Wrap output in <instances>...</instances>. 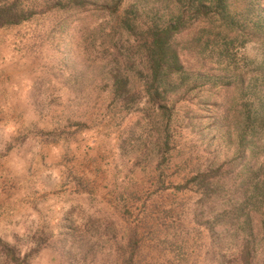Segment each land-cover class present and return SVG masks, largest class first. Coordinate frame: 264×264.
<instances>
[{
  "label": "rangeland",
  "instance_id": "374dc122",
  "mask_svg": "<svg viewBox=\"0 0 264 264\" xmlns=\"http://www.w3.org/2000/svg\"><path fill=\"white\" fill-rule=\"evenodd\" d=\"M21 1L0 24V264H235L241 237L211 232L198 182L235 187L264 161V0H229L238 37L208 20L175 35L192 76L174 77L167 115L132 66L130 102L114 91L117 50L141 56L113 28L134 0ZM233 73L244 93L217 84Z\"/></svg>",
  "mask_w": 264,
  "mask_h": 264
},
{
  "label": "trees",
  "instance_id": "16d2710c",
  "mask_svg": "<svg viewBox=\"0 0 264 264\" xmlns=\"http://www.w3.org/2000/svg\"><path fill=\"white\" fill-rule=\"evenodd\" d=\"M69 1L79 7L86 6L87 2L95 3L97 7L107 9L112 14L118 12L122 2V0ZM146 1L148 4L151 3V0ZM157 2L159 3L158 7L156 6ZM21 3V0H13L11 3L0 5V24L18 22L27 16L23 15V8L19 6ZM141 4L142 0H134L123 11L124 13L118 16L120 17L119 23L113 27L116 33L124 27L123 32H127L129 36L136 35V40L139 41L138 47H140L139 56H142L136 57V50L132 44H129V47H125V49L117 50L116 74L113 79L114 91L117 96L126 100L132 98L134 87L129 83L130 74H127L129 67L132 66L133 73L137 74L136 77H141L144 81L143 92L148 96L149 102L153 105L159 104L162 114L167 115V95L173 89L169 86H174V77L179 79L176 86L183 87L188 84L192 76L186 70L188 67L182 59L181 51L174 49L176 46L175 35L198 20H208L212 26L226 24V27L234 32V36L238 37L240 36L239 16L231 14L233 9L229 0H154L152 8L148 9L146 15ZM157 9L159 11L154 13ZM214 15L219 18H212ZM214 26V30L217 29ZM202 30L209 31L206 28ZM221 32L217 31L215 35L218 36ZM212 33L204 32L206 46L218 40L210 37ZM138 67L140 68L138 69ZM217 80L218 85L237 86L236 89H241L240 93L245 91L246 80L243 75L238 73H233L231 77L225 79L224 77L217 78ZM262 122L264 124V121ZM255 126L254 122L252 126L254 132ZM258 127L260 130L262 129L261 122ZM242 140L245 138L243 137ZM244 142L251 144L249 139ZM246 148V146L243 147V151ZM236 176L243 177H236L238 183L235 187L227 185V181L222 179L212 182L210 180L208 183L204 180L198 182L199 188L202 189L200 191L202 204L207 205L205 211L213 215L211 217L213 225L210 230L212 232L216 225L220 224L225 230L233 228L234 239L241 237L239 240L241 242L240 252L234 259L235 264H264V161L259 166L244 168V174L237 173ZM198 179L199 177L196 178V180ZM216 209L219 211L214 214ZM199 212L201 215L203 213L208 215L204 211ZM222 213L225 216L219 219V215ZM200 221H202V217H200ZM220 234L217 232L218 239L221 238Z\"/></svg>",
  "mask_w": 264,
  "mask_h": 264
}]
</instances>
